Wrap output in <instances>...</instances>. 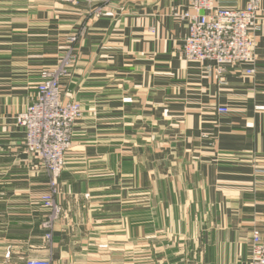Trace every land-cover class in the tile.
Here are the masks:
<instances>
[{
	"label": "crops",
	"instance_id": "obj_1",
	"mask_svg": "<svg viewBox=\"0 0 264 264\" xmlns=\"http://www.w3.org/2000/svg\"><path fill=\"white\" fill-rule=\"evenodd\" d=\"M187 10L190 0H0V264H251L254 232L264 239V0L254 75L187 60L189 23L176 16ZM75 35L62 99L83 116L48 240V173L16 115Z\"/></svg>",
	"mask_w": 264,
	"mask_h": 264
},
{
	"label": "built area",
	"instance_id": "obj_2",
	"mask_svg": "<svg viewBox=\"0 0 264 264\" xmlns=\"http://www.w3.org/2000/svg\"><path fill=\"white\" fill-rule=\"evenodd\" d=\"M78 4L80 0H62ZM193 11L176 13L189 23V34L183 44V53L192 62H211L223 74L230 66L244 69L254 75L257 67L255 32L261 29L259 12L261 0H249L245 7H226L217 0H191ZM93 16L104 14L102 7L93 9ZM79 35L70 38L69 46L60 63L45 73L37 86L36 100L16 115V122L25 129L26 150L38 157L48 173V190L42 195L43 206L48 210L44 221L48 240L63 212L57 201L60 195V178L67 155L73 146L74 128L83 116L81 104L62 99V79L79 60ZM227 112V108H221ZM26 264H51L47 259L29 258ZM251 264H264V239L255 231L251 246Z\"/></svg>",
	"mask_w": 264,
	"mask_h": 264
},
{
	"label": "rangeland",
	"instance_id": "obj_3",
	"mask_svg": "<svg viewBox=\"0 0 264 264\" xmlns=\"http://www.w3.org/2000/svg\"><path fill=\"white\" fill-rule=\"evenodd\" d=\"M190 2H191V0H190Z\"/></svg>",
	"mask_w": 264,
	"mask_h": 264
}]
</instances>
